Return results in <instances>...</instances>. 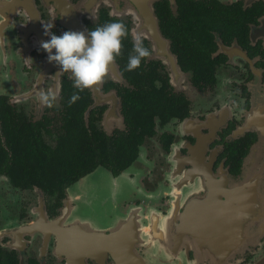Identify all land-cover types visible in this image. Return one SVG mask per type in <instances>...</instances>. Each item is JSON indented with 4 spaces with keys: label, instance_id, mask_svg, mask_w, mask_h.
<instances>
[{
    "label": "flooded vegetation",
    "instance_id": "1",
    "mask_svg": "<svg viewBox=\"0 0 264 264\" xmlns=\"http://www.w3.org/2000/svg\"><path fill=\"white\" fill-rule=\"evenodd\" d=\"M111 23L120 55L79 91L41 44ZM246 172L264 179V0H0V264H264V223L203 246L225 254L193 237Z\"/></svg>",
    "mask_w": 264,
    "mask_h": 264
},
{
    "label": "clouds",
    "instance_id": "2",
    "mask_svg": "<svg viewBox=\"0 0 264 264\" xmlns=\"http://www.w3.org/2000/svg\"><path fill=\"white\" fill-rule=\"evenodd\" d=\"M52 28L53 25H47L45 35H49ZM127 35V28L123 23H111L88 32L87 36L77 32H65L59 37L50 35V40L42 43L41 48L47 53L48 62H54L63 72L71 73L73 86L83 91L104 82L109 68L120 55L122 41ZM133 51L136 55L129 58L126 68L129 72L139 69L142 60L150 56L139 36ZM41 99L46 102L49 98L42 96ZM78 99L79 96L74 95L71 102L75 103Z\"/></svg>",
    "mask_w": 264,
    "mask_h": 264
},
{
    "label": "water",
    "instance_id": "3",
    "mask_svg": "<svg viewBox=\"0 0 264 264\" xmlns=\"http://www.w3.org/2000/svg\"><path fill=\"white\" fill-rule=\"evenodd\" d=\"M213 189L217 192V194L212 192L214 197L222 198L219 202L220 209L213 210L212 213H216L217 216H213L212 219L208 216L194 218L199 223L193 235L196 245L204 251L225 254L227 251H213L208 245L203 246L206 243L210 244L213 239H217L218 245L221 239L222 241L230 240L236 243L235 251H237L238 246L246 245L256 223H264V179L259 175L246 172L244 176L235 181L221 177L213 182ZM213 221L223 231L218 230L216 234H210L211 232L206 234V231H203L204 226Z\"/></svg>",
    "mask_w": 264,
    "mask_h": 264
},
{
    "label": "rangeland",
    "instance_id": "4",
    "mask_svg": "<svg viewBox=\"0 0 264 264\" xmlns=\"http://www.w3.org/2000/svg\"><path fill=\"white\" fill-rule=\"evenodd\" d=\"M122 196L126 197L125 198L126 200L130 199L131 197H137L138 199H141L144 196V193L138 192L137 189L134 187V185H129L127 186L125 193ZM122 201L124 200H121L119 202H122Z\"/></svg>",
    "mask_w": 264,
    "mask_h": 264
}]
</instances>
